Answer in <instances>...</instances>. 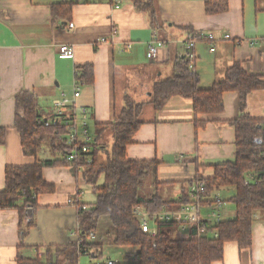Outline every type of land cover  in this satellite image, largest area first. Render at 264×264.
<instances>
[{"label": "crops", "instance_id": "0c3cea01", "mask_svg": "<svg viewBox=\"0 0 264 264\" xmlns=\"http://www.w3.org/2000/svg\"><path fill=\"white\" fill-rule=\"evenodd\" d=\"M133 1L121 0L120 8L114 9L110 0H0V126L6 128L5 143L0 145V191L6 166L34 162L23 153L14 128L16 94L34 92L43 112L52 115L53 100L61 92L71 93L77 66L85 64L93 67V82H80L77 103L87 109L91 130L96 124L113 121L126 96L145 103L139 117L143 123L127 145L126 155L159 162L160 183H151V193L176 203L188 195L196 176L209 178L213 175L211 165L234 157L235 130L229 122L238 115V92L222 94L220 113L197 116L205 125L196 132L191 100L172 96L161 109L154 110L149 99L153 83L172 76L175 64L186 58L187 28L215 37L195 44L192 70L200 87L223 80L234 62L247 74L264 77V0H221L228 8L213 14L205 11L206 0H154L159 19L156 27ZM66 4L71 7L69 18L53 19V7ZM69 23L73 28H68ZM154 32L164 45L155 59H148L147 44ZM254 39L256 42L250 43ZM125 43L131 48L119 51ZM60 45L71 46L73 56H60ZM244 111L264 121V87L247 95ZM42 177L54 184L55 191L37 197L35 225L23 241L18 210L0 209V264H15L18 253L35 256L36 251L78 239V211L67 199L74 196L80 204L94 203L92 185L69 166L44 167ZM100 177L96 187L103 183L104 176ZM225 191L229 197L234 194L233 187L208 192L203 216L211 212L215 195L222 200L219 216L223 220L234 216V205L222 196ZM178 207L176 203L169 208ZM177 230L184 232L180 227ZM94 235L98 246L92 253L80 255L77 264H137L125 255L137 248L115 245L114 228L107 218L100 219ZM251 236V248L239 250L235 242H227L223 260L212 264H264V213L253 220Z\"/></svg>", "mask_w": 264, "mask_h": 264}, {"label": "trees", "instance_id": "16d2710c", "mask_svg": "<svg viewBox=\"0 0 264 264\" xmlns=\"http://www.w3.org/2000/svg\"><path fill=\"white\" fill-rule=\"evenodd\" d=\"M133 3L137 10L148 13L153 27L158 25L154 0H134ZM227 8V3L221 0L205 2L208 14L223 12ZM70 10L69 4L53 7L52 17L68 19ZM186 31L189 35L197 33L189 28ZM93 74L92 65H80L75 78L84 84H91ZM263 87L264 77L249 75L238 62H234L226 70L223 80L202 88L186 58L175 64L172 76L153 83L149 103L154 110L161 109L172 96L191 100L195 132L205 125V121L198 120L197 116L217 114L223 110L224 92L236 91L239 95L238 115L229 122L235 130L234 157L211 165V177L196 176L190 183L202 182L207 192L233 187L234 194L227 201L234 205V216L217 222L189 224L184 232L177 230L180 226L175 222H160L155 238L141 232L133 216V208L142 205L149 211H157L176 203L179 206L186 204L189 197L183 195L174 203L164 200L157 192H145V189L149 191L151 183H160L157 179L159 162L156 159H129L126 155L127 145L132 143L134 134L143 123L139 117L145 103L126 96L123 108L116 113L113 121L95 125L90 152L92 162L85 163L80 159L70 163L66 161L69 146L64 127L58 121L50 122V113L43 112L34 92L17 93L14 128L19 133L23 153L34 158V162L6 166L4 188L0 191V209L18 210L20 241L35 225L37 197L55 191L54 184L42 177L44 167L69 166L76 173L81 172L85 183L92 185L96 198L92 204H82L85 208H76L77 241L47 247L44 259L18 253L15 264H77L80 255H88L98 246L95 241H89V237L94 234L101 218H107L114 228L115 245L137 248L125 254L137 264H212L223 260L227 242H235L239 250L251 248L252 222L256 215L264 213V125L261 119L252 118L244 109L247 95ZM106 130L112 136L109 147L103 140ZM5 136L6 128L0 126V145L5 143ZM43 144L48 145L50 157L40 159ZM251 172L254 174L252 180L248 177ZM101 175L104 176L103 183L96 187Z\"/></svg>", "mask_w": 264, "mask_h": 264}, {"label": "built area", "instance_id": "2783aa9c", "mask_svg": "<svg viewBox=\"0 0 264 264\" xmlns=\"http://www.w3.org/2000/svg\"><path fill=\"white\" fill-rule=\"evenodd\" d=\"M110 2L114 9H119L121 6V0H110ZM68 28H73V23H69ZM224 38H229V35H225ZM200 39L213 41L215 37L210 32L202 31L188 36L184 42V47L186 50L185 57L189 61V67L191 69L193 67V61L196 58L194 51L195 44ZM99 42H105V39H100ZM255 42L256 39L250 41V43ZM163 45L164 41L158 39L154 32L147 44V58L155 59L158 50ZM129 48H131V44L125 43L122 47L119 46L118 49L119 51H124ZM210 50L213 51L214 47H211ZM58 51L62 57H72L74 52L73 48L69 45H60ZM80 95L81 83L75 78L71 93L68 94L66 92H61L59 97L53 100V112L50 117V122L53 120L58 121L66 131V142L69 146V151L66 154V161L75 163L81 159L85 163H91L93 158L90 152L93 149L94 135L90 129L87 109L77 103ZM253 176L254 174L252 172L248 174L250 180L253 179ZM207 195L208 192L206 191L204 184L197 181L189 188L188 203L183 204L178 208L163 207L157 211H149L142 205H136L133 208V216L138 221L141 232L150 238H155L157 236V224L160 222H175L183 231L187 229L189 224L220 221L218 210L222 205V200L217 195L211 200V212L207 217L203 216L201 210ZM67 204L76 208H85L84 205L75 200L74 196L67 199ZM75 234L78 237L76 230ZM94 239L95 235L91 234L89 241H94ZM79 244L78 241L77 248L79 247ZM40 254L41 251L35 252V256H39ZM108 264H113V262H108Z\"/></svg>", "mask_w": 264, "mask_h": 264}, {"label": "rangeland", "instance_id": "374dc122", "mask_svg": "<svg viewBox=\"0 0 264 264\" xmlns=\"http://www.w3.org/2000/svg\"><path fill=\"white\" fill-rule=\"evenodd\" d=\"M91 131H93V130H91ZM103 137H104L103 140H104L105 144H107V147H109L110 144H111V142H112L111 132L108 131V130H106L104 132V134H103ZM102 155L104 156V154H102ZM49 157H50V152H49V149H48V145L47 144H43L42 149H41V152L39 154V158L40 159H45V158H49ZM101 181H102V177L99 178L98 182L100 183ZM149 189H150V186H149ZM88 191H91V190L88 189ZM144 191L148 193V192L151 191V189H150V191H147L146 189ZM229 195L230 194L228 193V191H225L222 196H224L225 199H228ZM228 205H230V204L228 203ZM223 219L224 218L221 217V214H220V221L223 220ZM52 251H54V249H52ZM45 253H46L45 250L43 252L41 251V254L39 255V257H41L42 259H44Z\"/></svg>", "mask_w": 264, "mask_h": 264}]
</instances>
